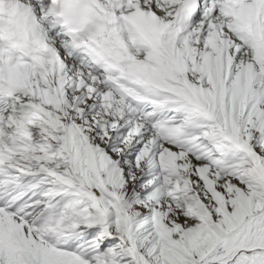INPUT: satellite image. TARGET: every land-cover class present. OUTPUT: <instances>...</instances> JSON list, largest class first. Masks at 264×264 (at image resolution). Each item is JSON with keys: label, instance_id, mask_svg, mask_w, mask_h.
<instances>
[{"label": "snow or ice", "instance_id": "snow-or-ice-1", "mask_svg": "<svg viewBox=\"0 0 264 264\" xmlns=\"http://www.w3.org/2000/svg\"><path fill=\"white\" fill-rule=\"evenodd\" d=\"M0 264H264V0H0Z\"/></svg>", "mask_w": 264, "mask_h": 264}]
</instances>
